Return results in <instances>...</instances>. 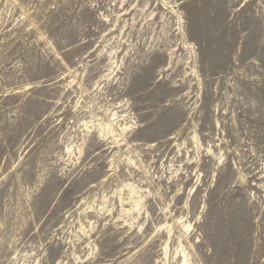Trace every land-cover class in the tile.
<instances>
[{
    "label": "rangeland",
    "instance_id": "obj_1",
    "mask_svg": "<svg viewBox=\"0 0 264 264\" xmlns=\"http://www.w3.org/2000/svg\"><path fill=\"white\" fill-rule=\"evenodd\" d=\"M184 262L264 264V0H0V264Z\"/></svg>",
    "mask_w": 264,
    "mask_h": 264
},
{
    "label": "bare ground",
    "instance_id": "obj_2",
    "mask_svg": "<svg viewBox=\"0 0 264 264\" xmlns=\"http://www.w3.org/2000/svg\"><path fill=\"white\" fill-rule=\"evenodd\" d=\"M129 127H130V124H127V123H126V125L123 127V130L128 129ZM110 128H111V127H110ZM194 137H195V136H194ZM195 138H196V137H195ZM196 142H198V141H196ZM224 158H225V157L222 156V155L219 156V157H218V162L220 163L221 161L224 160ZM186 262H187V261H186ZM186 262H184V264H186Z\"/></svg>",
    "mask_w": 264,
    "mask_h": 264
}]
</instances>
